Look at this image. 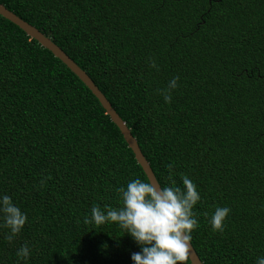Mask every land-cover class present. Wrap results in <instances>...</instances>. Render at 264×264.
Returning <instances> with one entry per match:
<instances>
[{"label":"trees","instance_id":"16d2710c","mask_svg":"<svg viewBox=\"0 0 264 264\" xmlns=\"http://www.w3.org/2000/svg\"><path fill=\"white\" fill-rule=\"evenodd\" d=\"M0 5L87 75L159 187L183 188L182 174L197 185L191 247L201 264L264 257V0ZM176 76L165 103L158 90ZM137 178L146 181L97 100L0 17V197L27 215L11 242L0 226V264H133L141 247L130 235L84 218L93 205L121 207L118 189ZM216 207L231 209L223 233L210 225ZM25 243L27 260L16 255Z\"/></svg>","mask_w":264,"mask_h":264},{"label":"clouds","instance_id":"9594fccd","mask_svg":"<svg viewBox=\"0 0 264 264\" xmlns=\"http://www.w3.org/2000/svg\"><path fill=\"white\" fill-rule=\"evenodd\" d=\"M149 63L157 68L154 60ZM179 79V76L173 77L166 88L158 90L165 103L172 102V92L178 87ZM172 167V164L168 165L169 169ZM181 179L183 188L176 186L174 180L168 186L159 187L151 181L133 179L126 188L118 189L121 207L93 205L91 216H86L84 223H94L97 227L116 224L130 235L141 247V252L131 254L133 264H185L190 259L191 233L200 226L193 209L201 196L197 185L188 176L182 174ZM40 183L44 185L43 180ZM230 212L228 207L215 208L210 219L214 232H224ZM0 214L3 220L0 226L10 229L6 239L11 242L24 228L27 215L9 195L0 197ZM16 255L27 260L29 245L25 243ZM256 264H264V257H259Z\"/></svg>","mask_w":264,"mask_h":264},{"label":"water","instance_id":"95a60500","mask_svg":"<svg viewBox=\"0 0 264 264\" xmlns=\"http://www.w3.org/2000/svg\"><path fill=\"white\" fill-rule=\"evenodd\" d=\"M0 17L17 27L27 37L34 40L41 48L47 50L55 59L62 63L83 84V86L97 100V102L103 109L105 115L108 116L110 122L118 129L127 148L131 151L135 163L140 167L142 173L144 174L146 181H151L157 184L147 161L140 153V150L138 149L135 140L131 137L128 129L125 127L124 123L120 120L117 114L114 112V110L106 101L104 96L93 85L87 75L82 70H80L57 46L52 44V42L48 38L38 32L34 27L20 20L12 12L5 9L2 5H0ZM190 249V259L188 261L189 264H201L198 257L194 253L191 245Z\"/></svg>","mask_w":264,"mask_h":264}]
</instances>
